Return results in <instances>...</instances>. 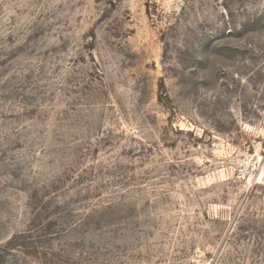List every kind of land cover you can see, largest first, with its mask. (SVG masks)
<instances>
[{"label": "rangeland", "instance_id": "374dc122", "mask_svg": "<svg viewBox=\"0 0 264 264\" xmlns=\"http://www.w3.org/2000/svg\"><path fill=\"white\" fill-rule=\"evenodd\" d=\"M0 264H264V0H0Z\"/></svg>", "mask_w": 264, "mask_h": 264}]
</instances>
